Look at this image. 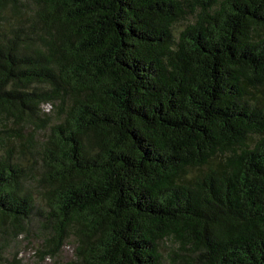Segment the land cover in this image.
Listing matches in <instances>:
<instances>
[{
    "label": "trees",
    "instance_id": "16d2710c",
    "mask_svg": "<svg viewBox=\"0 0 264 264\" xmlns=\"http://www.w3.org/2000/svg\"><path fill=\"white\" fill-rule=\"evenodd\" d=\"M24 233L264 264V0H0V262Z\"/></svg>",
    "mask_w": 264,
    "mask_h": 264
},
{
    "label": "rangeland",
    "instance_id": "374dc122",
    "mask_svg": "<svg viewBox=\"0 0 264 264\" xmlns=\"http://www.w3.org/2000/svg\"><path fill=\"white\" fill-rule=\"evenodd\" d=\"M53 106H47V110L52 112ZM41 244L36 236L26 238V233L22 234L18 239H12L6 246L3 258L0 264H74L77 261L75 252L77 242L71 239L62 249L60 255L56 257L41 258L38 250ZM169 250L164 249V263L168 264Z\"/></svg>",
    "mask_w": 264,
    "mask_h": 264
}]
</instances>
